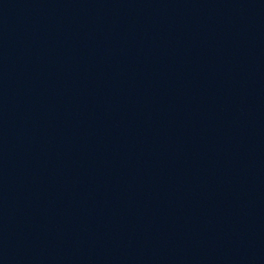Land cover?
I'll list each match as a JSON object with an SVG mask.
<instances>
[{
    "label": "water",
    "instance_id": "1",
    "mask_svg": "<svg viewBox=\"0 0 264 264\" xmlns=\"http://www.w3.org/2000/svg\"><path fill=\"white\" fill-rule=\"evenodd\" d=\"M0 264H264V0H0Z\"/></svg>",
    "mask_w": 264,
    "mask_h": 264
}]
</instances>
